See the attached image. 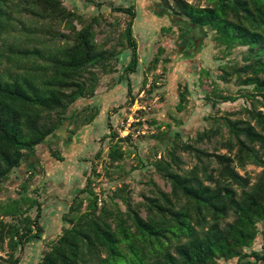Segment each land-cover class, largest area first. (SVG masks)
Here are the masks:
<instances>
[{
	"label": "trees",
	"instance_id": "16d2710c",
	"mask_svg": "<svg viewBox=\"0 0 264 264\" xmlns=\"http://www.w3.org/2000/svg\"><path fill=\"white\" fill-rule=\"evenodd\" d=\"M84 1L101 5L96 0ZM159 2L209 32L218 50L217 60L225 59L236 46L246 48L241 65L227 61L216 67L215 79L232 83L235 92L223 94L214 88L205 98L215 112L220 111L219 102L244 98L248 104L214 117L218 125L198 131L192 141L175 132L166 154L149 161L168 183L169 191L151 181L150 194L133 202L123 182L101 198L87 178L61 215L60 233L47 244L36 264H220L233 259L234 264H264V251L253 249L257 236H264L258 229L264 220V0ZM110 8L128 17L113 43L117 21L107 22L110 31L97 40L103 31L101 22H105L101 12L86 16L67 8L63 0H0V184L22 162L29 161L37 146L68 118L78 123L81 115L68 113L69 108L95 96L100 75L116 70L123 49L131 51L123 75L136 71L139 58L130 20L135 15L133 7ZM163 51L157 49L148 70L162 59ZM146 82L144 75L138 92L145 90ZM155 87L151 83L145 96ZM131 92L128 78L129 103L135 98ZM177 92V110H181L188 90ZM95 115L96 111L84 115L81 124L91 122ZM148 123L154 125L155 121ZM139 124H131L133 131ZM108 128L106 137L111 144L104 173L109 177V168L128 153L123 144L135 145L131 131L119 137L109 122ZM212 141L213 151L200 146ZM219 148L225 152H218ZM182 152L194 158L189 168ZM247 164L261 167L254 181L238 171ZM34 170H28L29 176L17 186V195L0 201V250L5 241L9 250L4 264H18L21 254L15 255V251L42 238L41 202L34 196L37 188L29 184ZM91 172L98 175L95 165Z\"/></svg>",
	"mask_w": 264,
	"mask_h": 264
},
{
	"label": "rangeland",
	"instance_id": "374dc122",
	"mask_svg": "<svg viewBox=\"0 0 264 264\" xmlns=\"http://www.w3.org/2000/svg\"><path fill=\"white\" fill-rule=\"evenodd\" d=\"M186 1L194 3L195 0ZM96 2L101 5L97 7L93 2L84 0H63L67 8L75 9L86 16L97 12L103 14L105 22H101L103 31L97 35L98 41L103 40L104 35L111 29L107 22L117 21L119 26L114 27L115 30L112 31L115 38L112 43L119 37L128 17L126 14L115 12L110 7L112 5L114 7L132 6L136 14L132 21V34L137 42L139 62L135 72L127 76L123 75V68L131 57V51L128 48L123 49L119 54V61L115 64L116 70L100 75L95 96L92 99L78 100L71 105L68 113L75 112L81 115L77 120L78 123H73V128L81 125L84 115L95 111L96 115L91 122L78 131V137L73 136L71 141H67L66 137L63 138L61 146L63 149L60 154L63 157L62 161L54 160L46 164L44 174L41 160L47 157L49 148L59 149L57 139H47L37 146L31 160L22 162L21 167L12 171L9 178L0 184V201H2L17 195L15 192L17 184L20 183L17 180L18 177L24 180L27 178L25 174L28 169L34 167L37 170L29 184H31L30 188H37L34 196L41 202L42 238L30 240L22 251H15V255L21 254L18 264H36L40 260L41 253L47 248V244L61 231L62 213L67 210L71 200L84 187L87 178L93 181L92 187L101 198H107V195H110L123 182L128 185L133 202L140 201L143 194H150L153 187L151 181L163 190L169 191L168 183L154 171L149 161L155 156L166 154L175 132H179L183 140L192 141L198 131L218 125L214 117L236 112L242 105L248 104L244 98H239L234 102H219L217 105L220 111L215 112L205 98V94H210L214 88L219 89L223 94L235 92L236 87L232 83L224 84L215 79L216 67L219 63L227 61L241 65L245 47L236 46L225 59L217 60L218 50L211 41V34L203 30V32L195 30L194 35L196 36L191 37L190 32L193 30L191 23L167 9L166 16L160 17L161 11L159 10L156 15L151 12L148 14L146 11L148 0H96ZM159 5L160 2L155 0L154 7L158 9ZM178 25L183 27L181 32H178ZM167 28L171 30L167 31ZM176 37L181 41L188 40V45H185L188 49L185 56L181 55L175 47ZM158 48L164 49L162 59L148 70V64ZM165 57L170 59L169 63L164 61ZM173 65L175 69L171 73L170 69ZM122 75L123 78H120ZM144 75L147 78L145 90L138 92V89L142 87ZM127 77L132 89L131 94H135L131 103L127 96ZM151 83H154L156 87L147 97L145 96L146 88ZM179 89L188 90L187 100L181 110H177ZM143 97H147V101H143ZM138 109H143V114L138 113ZM151 119H154V125L148 123ZM108 122L119 137L131 131L132 142L135 145L123 144L128 153L123 161L116 164L117 166L109 168V177L104 173V167L108 165L107 151L111 144V139L106 137L109 133ZM137 122L141 124L133 131L131 124ZM64 130L65 127L61 126L59 134L64 133ZM222 133L224 136L227 134L224 127H222ZM68 142L72 143L71 146H68ZM200 146L213 151L215 144L213 141L204 142ZM218 152L223 153L225 149L219 148ZM181 156L186 160L185 167L189 168L194 158L184 152ZM92 163L98 175L90 171ZM260 170L261 167L254 164H247L244 169H238L240 174L250 175L251 181H254ZM81 197H86V192L81 193ZM34 210L30 212L32 216L35 213ZM4 219L9 218L4 217ZM258 229L264 232V220L258 223ZM3 247L0 250V264L5 263L3 258L7 257L9 251L6 241ZM253 249L264 251L262 234L255 239ZM234 263L235 259L220 262V264Z\"/></svg>",
	"mask_w": 264,
	"mask_h": 264
},
{
	"label": "flooded vegetation",
	"instance_id": "af4514ba",
	"mask_svg": "<svg viewBox=\"0 0 264 264\" xmlns=\"http://www.w3.org/2000/svg\"><path fill=\"white\" fill-rule=\"evenodd\" d=\"M159 1V0H158ZM155 6V0H148V3H147V5H146V11L148 12V14L151 12V13H153V15H156V12H157V10H159V11H161V13H160V17L161 16H166V9L162 6V4L160 3V5H159V7H158V9L157 8H155L154 7ZM133 11H134V8H133ZM134 13H135V11H134ZM136 15V14H135ZM135 15H134V17H132L130 20H132L133 21V19L135 18ZM192 27H193V30H191V37H193L194 38V36H196V35H194V31L195 30H197V31H199V30H201L202 31V29L201 28H199V27H196V26H194V25H192ZM173 28V27H172ZM175 29V32H177L176 30L178 29L179 31L178 32H181L182 30H183V27L181 28V26L180 25H178L177 26V29L176 28H174ZM171 30V29H170ZM203 32V31H202ZM189 33V34H190ZM188 34V35H189ZM199 35V34H198ZM202 38V37H201ZM175 47L177 48V51L179 52V53H181V55H183V56H185L186 54V51H188V49L185 47V45H188V40H185V39H183L182 41H181V39H179V38H177L176 37V39H175ZM84 118V117H83ZM88 124V123H87ZM87 124H81L78 128H73L72 127V125H73V123L71 122V119H67L65 122H63L61 125H60V127L61 126H64L65 127V130H64V133H62V134H59V129H60V127L53 133V135H51V137L50 138H48V139H51V138H53V140H58L59 141V149H50L49 148V150H48V155H47V157L46 158H44L43 160H41V162H42V170L44 171V168L46 167V164H48L49 162H51V161H54V160H57V161H62L63 160V157H61L60 156V154L62 153L61 151H62V149H63V147H61L62 146V140H63V138H67V141H71V139L73 138V136L76 138V137H78V131L83 127V126H86ZM47 140V139H46ZM69 144H68V146L70 145L71 146V142H68ZM52 151H53V153H52ZM98 154V153H97ZM97 156V155H96ZM31 160V159H30ZM92 166H93V163H92ZM21 167V165L18 167V168H16L15 170H18L19 168ZM34 167H32L31 169H33ZM28 170H30V169H28ZM90 171H91V169H90ZM36 172H37V170H34V172H33V174L35 175L36 174ZM29 172L27 171V173L25 174V176L27 177V176H29ZM44 174H45V171H44ZM17 180H19V182L21 183V181H22V179H20V177H18V179ZM86 182H87V179H86ZM20 183H18L17 185H19ZM86 184V183H85ZM85 186V185H84Z\"/></svg>",
	"mask_w": 264,
	"mask_h": 264
},
{
	"label": "water",
	"instance_id": "95a60500",
	"mask_svg": "<svg viewBox=\"0 0 264 264\" xmlns=\"http://www.w3.org/2000/svg\"><path fill=\"white\" fill-rule=\"evenodd\" d=\"M175 64V63H174ZM175 67L174 65L171 67L170 72L172 73L174 71Z\"/></svg>",
	"mask_w": 264,
	"mask_h": 264
},
{
	"label": "built area",
	"instance_id": "2783aa9c",
	"mask_svg": "<svg viewBox=\"0 0 264 264\" xmlns=\"http://www.w3.org/2000/svg\"><path fill=\"white\" fill-rule=\"evenodd\" d=\"M98 204H100V199H98Z\"/></svg>",
	"mask_w": 264,
	"mask_h": 264
}]
</instances>
